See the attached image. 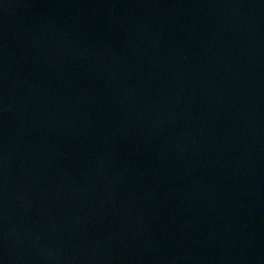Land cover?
<instances>
[{
    "label": "water",
    "instance_id": "1",
    "mask_svg": "<svg viewBox=\"0 0 264 264\" xmlns=\"http://www.w3.org/2000/svg\"><path fill=\"white\" fill-rule=\"evenodd\" d=\"M0 264H264V0H0Z\"/></svg>",
    "mask_w": 264,
    "mask_h": 264
}]
</instances>
